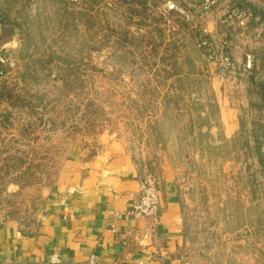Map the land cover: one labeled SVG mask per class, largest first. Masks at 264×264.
I'll use <instances>...</instances> for the list:
<instances>
[{
	"label": "rangeland",
	"instance_id": "374dc122",
	"mask_svg": "<svg viewBox=\"0 0 264 264\" xmlns=\"http://www.w3.org/2000/svg\"><path fill=\"white\" fill-rule=\"evenodd\" d=\"M163 4L0 0V218L36 222L71 151L117 141L149 172L177 164L186 264H264V94L250 81L226 136L205 25Z\"/></svg>",
	"mask_w": 264,
	"mask_h": 264
},
{
	"label": "crops",
	"instance_id": "0c3cea01",
	"mask_svg": "<svg viewBox=\"0 0 264 264\" xmlns=\"http://www.w3.org/2000/svg\"><path fill=\"white\" fill-rule=\"evenodd\" d=\"M203 3L164 0L163 6L176 7L179 25L203 24L209 39L228 42L235 69L220 93L221 130L232 137L241 130L242 106L253 100L250 81L264 94V0H218L206 13ZM232 10L242 17L226 22ZM1 29L0 24V35ZM248 55L254 57L250 70L245 67ZM145 166L122 142L73 149L36 222L24 225L0 218V264H45L54 253L60 255V264H88L92 255L100 264H186L179 173L165 153L157 165L162 182L158 220L131 213Z\"/></svg>",
	"mask_w": 264,
	"mask_h": 264
},
{
	"label": "built area",
	"instance_id": "2783aa9c",
	"mask_svg": "<svg viewBox=\"0 0 264 264\" xmlns=\"http://www.w3.org/2000/svg\"><path fill=\"white\" fill-rule=\"evenodd\" d=\"M218 0H204L203 12L206 13L211 10L212 5ZM174 6L171 5L170 9ZM226 22L242 17V13L237 10H232L227 13ZM197 43L200 48L205 49V57L208 61L214 63L217 67L218 78L225 82L229 74L234 71L235 64L231 54L228 52V42L216 41L207 37V32L204 29L203 33L197 38ZM254 57L248 55L246 62V69L250 70L254 66ZM14 68L15 63L9 62V58L0 53V79L5 77L8 68ZM162 208V182L160 177L155 173L144 171L140 181V191L138 196L134 199V204L131 213L143 218H150L156 222ZM61 257L58 253L52 254L45 264H60ZM88 264H100L96 255L89 258Z\"/></svg>",
	"mask_w": 264,
	"mask_h": 264
},
{
	"label": "trees",
	"instance_id": "16d2710c",
	"mask_svg": "<svg viewBox=\"0 0 264 264\" xmlns=\"http://www.w3.org/2000/svg\"><path fill=\"white\" fill-rule=\"evenodd\" d=\"M2 97H3V96H2ZM8 97H10V98H11V93H9V94L7 95V98H8ZM0 100H1V99H0Z\"/></svg>",
	"mask_w": 264,
	"mask_h": 264
}]
</instances>
